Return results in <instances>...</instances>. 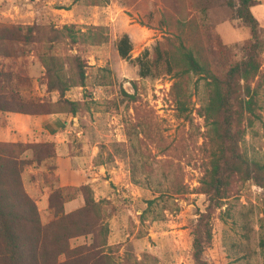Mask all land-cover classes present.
<instances>
[{
  "label": "rangeland",
  "instance_id": "374dc122",
  "mask_svg": "<svg viewBox=\"0 0 264 264\" xmlns=\"http://www.w3.org/2000/svg\"><path fill=\"white\" fill-rule=\"evenodd\" d=\"M251 9L264 40V0H255ZM180 20L199 22L200 39L214 52L220 38L229 48L230 59L245 57L251 31L233 18L226 0H0V28H32L41 43L35 48L41 45L47 54L58 56L68 78L76 79L77 66L83 67L85 86L72 87L65 95L80 102L81 110L74 117L62 114L69 124L59 138L48 141L54 142L57 155L80 159L99 174L103 194L96 199L107 200L103 213L110 230L108 244L119 250L114 258L120 264H194L193 229L207 210V197L197 193L172 197L167 188L173 174L182 176L190 189L199 186L206 161L199 149L204 120L197 113L206 101L204 82L196 76L189 79L193 121L185 122L178 118L171 96L175 78L169 74L140 78L137 65L117 51V41L127 33L133 44L131 58H135L171 37ZM0 46L10 57L19 53L14 44ZM30 56L17 60V69L32 79L30 85L20 87L22 95L37 103L56 102L59 96L47 91L39 59ZM122 91L135 94L137 101H129ZM257 103L259 119L246 129L242 147L250 159L264 163V80ZM132 163L137 164L138 185L132 182ZM54 164L52 159L24 173L44 224L53 220L47 209L50 188L59 185L51 169ZM63 192L67 199L73 198L67 203L75 209L83 205L79 192ZM210 222L216 238L203 253L205 261L264 264V187L238 184ZM92 238L73 239L71 246L88 244Z\"/></svg>",
  "mask_w": 264,
  "mask_h": 264
},
{
  "label": "trees",
  "instance_id": "16d2710c",
  "mask_svg": "<svg viewBox=\"0 0 264 264\" xmlns=\"http://www.w3.org/2000/svg\"><path fill=\"white\" fill-rule=\"evenodd\" d=\"M254 2L226 0L233 18L248 27L252 35L244 45L245 57L240 60L230 59L229 48L224 47L220 38H217V52L203 45L198 31L200 24L195 20L178 21L174 24L176 32L171 37L157 42L151 50L144 49L135 58H131L133 44L127 33L117 41L119 56L137 65L140 78H156L164 74L175 78L171 96L178 118L185 122L193 121L187 92L189 79L196 76L204 82L206 101L197 113L204 120L203 144L199 149L206 161L199 186L190 189L182 176L173 174L167 188L172 197L194 193L207 197V210L200 214L193 229L194 264H214L202 257L216 238L210 220L215 210L234 194L235 187L246 182L264 187V163L250 159L242 147L246 129L259 119L257 95L264 80V40L251 9ZM65 29L72 31L67 26ZM36 36L32 28L24 30L21 25L0 28V45L9 43L19 47V53L10 57L2 52L3 47L0 46V54L9 59L0 63V112L32 116L69 114L74 117L81 110V104L65 95L72 87L85 86L83 67L77 66L76 79L68 78L58 56L47 54L41 45L35 48L36 43L41 44ZM32 54L45 70L47 91L58 94L56 102L37 103L22 95L20 87L30 85L32 79L17 69V60ZM122 94L131 102L137 101L135 94L124 91ZM26 152L30 157H23ZM56 157L57 150L52 141L28 144L0 142V264H120L114 258L119 250L108 244L110 230L104 223L103 213V202L107 200H97L89 184L51 187L47 209L51 211L53 220L47 224L42 222L37 202L26 190L24 173L29 167ZM136 167L137 164H131L132 182L138 185ZM51 169L54 170L55 166ZM66 189L80 193L83 199L81 207L66 212L65 204L73 199L65 197L63 191ZM89 235L93 237L90 243L71 246L73 239Z\"/></svg>",
  "mask_w": 264,
  "mask_h": 264
},
{
  "label": "crops",
  "instance_id": "0c3cea01",
  "mask_svg": "<svg viewBox=\"0 0 264 264\" xmlns=\"http://www.w3.org/2000/svg\"><path fill=\"white\" fill-rule=\"evenodd\" d=\"M32 58L31 55L30 59ZM8 60L7 57L0 54L1 64ZM63 119L62 114L32 116L21 113L0 112V142L28 144L59 138L62 132L65 131L66 125L69 124L67 120ZM54 163V172L58 178L59 187H79L89 184L94 190L95 198H99V195L103 194L98 187L99 174L93 171L92 165L85 166L80 159L61 157L60 155H57ZM26 190L28 191L27 187ZM68 204L72 205L73 203H67L65 205L66 210L70 212L75 209L74 205H72L74 206L72 209H68Z\"/></svg>",
  "mask_w": 264,
  "mask_h": 264
}]
</instances>
